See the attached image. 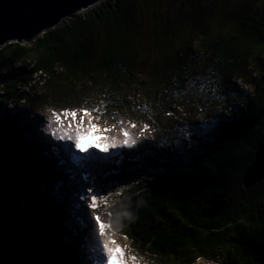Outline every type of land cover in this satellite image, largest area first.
Masks as SVG:
<instances>
[{"label":"trees","instance_id":"16d2710c","mask_svg":"<svg viewBox=\"0 0 264 264\" xmlns=\"http://www.w3.org/2000/svg\"><path fill=\"white\" fill-rule=\"evenodd\" d=\"M156 1L158 11L150 13L149 27L133 16L138 0H103L30 43L0 49V138L12 162L1 178L0 200H10L19 229L28 233L34 264H60L82 246L85 234L72 233L74 246L65 247L63 257L55 256L61 240H48L54 223L62 218L61 226L73 230L68 222L79 218L71 213L81 211L60 201L74 192L66 175L52 173L20 151L11 134L27 127L2 113L9 102L45 108V118L53 121L55 111L67 131L62 111L87 108L88 121L96 127L111 130L125 122L151 139L150 152L139 161L126 160L140 165L136 173L119 164L123 176L133 174L123 179L135 182L126 187L135 188L128 201L119 204L120 192L111 205L102 199L116 191L106 186L120 178L117 170L96 175L94 193L105 206L107 227L118 230L132 247L161 264H194L198 259L264 264V181L249 188L242 182L264 142L263 0H254L262 8L248 10L247 4L232 12L234 7L224 9L221 15L231 23L210 31L203 28L196 7L168 14ZM139 46L149 48L141 51ZM207 108L219 114L208 118L203 115ZM189 109L200 111L196 123L161 127L162 120L177 119ZM43 178L57 187L48 202L37 198L39 191L31 192ZM31 179L30 190L20 187ZM212 195L222 196V208L208 219L203 214ZM257 206L259 214L253 213ZM71 257L61 264H77Z\"/></svg>","mask_w":264,"mask_h":264},{"label":"rangeland","instance_id":"374dc122","mask_svg":"<svg viewBox=\"0 0 264 264\" xmlns=\"http://www.w3.org/2000/svg\"><path fill=\"white\" fill-rule=\"evenodd\" d=\"M250 1L254 5H252ZM160 2L162 4L163 9L168 14L176 12L177 8H179L181 11V10H186V9H191V8L196 7V12L201 18L203 28L207 29L208 31H210L211 29L218 28L219 26L220 28L223 26L226 27L228 24L231 23L232 21L231 19H226L227 21H225V18H223V16L225 15H221L222 11L226 8L234 7L236 5L243 6L247 4L250 6L248 10L254 9L253 7H256L257 5H259L258 7H261L260 2L257 3L254 0H171L170 5H168L169 3L168 0H161ZM261 3L263 6L264 0ZM158 5L159 3L156 0H138V4L133 12V16L138 21L139 24L149 27L153 19L150 13L157 12ZM261 8H256L255 9L256 12H259ZM235 9H236L235 7L233 8V10L230 9L231 10L230 12L235 11ZM247 14L249 15L250 12H248ZM156 17L162 19V16L160 15ZM227 18H230V17L227 16ZM181 30L184 31V30H187V28L183 27ZM139 48L141 49V51H144L149 47L139 46ZM195 51H196V56L200 54L197 51V47L196 49H194L193 53H195ZM33 79L38 82V77L36 75L33 76ZM233 90L237 94L240 93V91L237 89H233ZM1 93L2 92L0 89V96H1ZM9 106H12L14 108L12 107L9 108ZM6 107L7 109L3 110L4 114L9 119H11L13 122L19 123V125L20 124L22 125L25 122L26 123L29 121L31 122L33 119L35 120V119L45 118L44 115L48 111L45 108H42L40 110L32 109L26 103H22L21 101H19L15 105L14 103L9 102L8 104H6ZM1 108L2 107L0 105V109ZM20 112L23 114L22 116L19 115ZM218 114H219L218 110H215L213 108H207L203 115L207 116L208 118H214ZM200 115L201 114L198 109H196V111L189 109V110H186L185 112L179 113L177 119H175L173 115L172 117L162 120V122L160 121L162 123L161 127L164 130H169L170 128H174V125H177L180 127L183 123H186V124L196 123L197 118ZM88 117L89 115L83 116V127L85 131H87L90 127ZM64 119H65V125L66 127H68L69 121L72 120V118L64 117ZM76 119H79V116ZM197 127L199 126L196 125V128ZM22 128L20 129L22 130ZM97 128L99 129V131H97L96 133L93 132L90 135H88L86 139L81 140L86 151H84V153L82 154L81 153L77 154V151H76L77 155L75 154L76 159L74 160L76 163H74L73 161L70 167H68L66 162L64 161L65 162L64 168L67 170L65 171L66 173L68 172L66 182L70 181L74 192L67 194L63 199H60V201H64L67 204H70V205L73 204L77 206L81 212L71 213L73 215L78 216L79 218V220H72V219L71 221L68 220L69 226L74 225L73 230H69L68 228H64L63 226H61L60 222L62 218L56 220V223H54L53 228H52L53 231H51V234L49 235L48 240H50L51 243L53 244L55 243V241H57L58 238L61 240V246L55 250L54 254L57 257H60V256L63 257L62 253L66 252L64 248L68 246L71 248L74 246L76 242L75 238L71 236L73 234L74 236L75 235L81 236L84 233L85 242L82 244V246L79 249H77L76 252H74L73 254L71 253V255L74 258L73 260H75L77 264H81V263L82 264H95L93 263L94 261L93 257H97L100 264H109V261L107 259V253L105 252V249H104L105 245H107L109 249H113L119 246L123 253L124 264H161L160 261L158 262L155 261L151 256L148 255V253L144 252L143 250L141 251L135 247H132L130 245V241L126 237H124L118 230L116 229L111 230L110 228H108L107 227L108 222L104 220V216H105V219L108 218L107 213L106 212L104 213L105 206L102 205L100 201V197L99 198L97 197V199L95 200L92 199L94 189H95V184L97 182L96 178L99 175L103 177L102 175H105L107 171L114 169V170H117L118 176L120 178L113 185L107 184L108 186L106 187L110 188L114 186L116 191L113 193L110 191L107 194H104L102 196V199L107 204L111 205L115 201V196H117L120 192L123 196L119 204H122L128 201L129 196L133 194L132 192L133 190H135V188H126V187L131 184L135 185V182L134 180L132 182H127L123 179V177H128L133 174L127 173L125 176H123L120 173L119 169L116 167L117 164L114 166L107 165V164H104L103 160L108 157L114 159L116 158V156L120 155L122 158L121 164H123L124 167L128 168L133 173H136V170H133L134 167L128 164H125L126 160L131 159L134 156L137 157V155H140V152L144 151V149H146L147 144H151L152 141L149 137L145 138L144 136H141L140 129L130 128L127 126L125 122H121L120 124H117V126L111 130H109L107 127H97ZM70 130H71V133H75V125H73V127ZM22 131L25 133L27 138L30 139V141L39 142L44 147L48 148L47 147L48 145L46 143L47 134L42 133L43 134L42 135L41 133L40 134L34 133L35 135L32 136L30 135L29 131H28L29 134L26 132V130L25 131L22 130ZM101 147H106V150L101 151L100 150ZM90 151L95 152L94 154L97 156L96 159H93L92 156L90 155L91 157L90 161H88V158H86V161H85V162L90 163V165L81 164L79 160L85 159L84 156H86V153H89ZM77 162L79 164H77ZM96 175L98 176L96 177ZM31 181L32 179L28 180V182L24 180L20 187H29V190H30V186L32 184ZM49 181H50L49 178L46 180H44L43 178L42 180L39 181V183L36 184L37 185L36 187H33L31 189V192L32 191L34 192L35 190L39 191V193L37 192L38 194H36V196L38 199H41L42 202L50 201L49 197H51L52 192H55V190L57 189V187L55 186V183L49 182ZM112 181L114 180H111V182ZM116 183L118 185H116ZM227 188H229V185H226L225 189ZM90 189L92 190L91 192L89 191ZM85 198H87V200ZM235 199L240 200L239 197ZM7 201H10V200H7ZM7 201L0 200V204L1 205L5 204L9 208V204ZM90 205H92V207H90ZM77 207L75 208V210H78ZM111 209L115 210L117 208L114 205V208L111 207ZM259 212H260V206H257L254 209L253 213L259 214ZM53 217L57 219L58 215H55ZM94 217H99L101 223L104 225V229H103L104 235L103 236L100 234V231H101L100 227L97 224ZM227 237H229V234H227ZM232 237L233 236H231V238ZM71 255H69V252H68L67 254L68 261H70V258H72ZM113 255H114V259L111 261V264H118L117 260L115 259L116 254L113 253ZM66 258H61L59 261L60 264L63 260H66ZM195 264H212V263L207 260H198Z\"/></svg>","mask_w":264,"mask_h":264},{"label":"water","instance_id":"95a60500","mask_svg":"<svg viewBox=\"0 0 264 264\" xmlns=\"http://www.w3.org/2000/svg\"><path fill=\"white\" fill-rule=\"evenodd\" d=\"M101 1L103 0H0V49L13 42L30 43L39 34ZM18 128V133L11 135L18 142L20 151L43 168L65 176L64 158L60 151L30 141ZM5 147L0 138V184L3 174L12 163ZM262 154L264 142L256 149L250 166L245 169L242 178L244 188L264 181V167L260 163ZM221 199L222 196L212 195L205 203L207 208L203 217L210 219L218 215L222 208ZM31 249L28 234L19 229L9 208L0 204V264H34Z\"/></svg>","mask_w":264,"mask_h":264},{"label":"snow or ice","instance_id":"6c2138e0","mask_svg":"<svg viewBox=\"0 0 264 264\" xmlns=\"http://www.w3.org/2000/svg\"><path fill=\"white\" fill-rule=\"evenodd\" d=\"M62 115L64 117L72 118V120L69 121V125H68L69 129H71L73 125H75V138H74L75 148L79 150L80 152L86 151L85 148L81 147V140L86 139L88 135H90L91 133L99 131V129L94 124H92L91 121L89 122L90 124L89 129L87 131L84 130L83 116L90 115V111L87 108H83V107L79 109H64L62 111ZM78 116H79V119H76ZM52 117L57 126H60L62 124V120L59 118V116L57 115L55 111L52 112ZM65 135H68L69 138L71 139L70 132H66ZM60 138L63 139V137H60ZM100 150L105 151L106 147H101ZM260 163H261V166L264 167V154H262L260 157ZM89 191L91 192L92 190L90 189ZM97 196H99V193H93L92 199L95 200ZM85 199L87 200V198ZM90 207H92V205H90ZM94 219L96 220L97 224L100 227V230H101L100 234L103 236L104 235V231H103L104 225L101 223L99 217H94ZM104 249H105V252L107 253V259L109 261V264H111V261L114 259L113 253L116 254L115 259L117 260L118 264H124L123 253L119 246L113 249H109L108 246L105 245Z\"/></svg>","mask_w":264,"mask_h":264},{"label":"bare ground","instance_id":"6f19581e","mask_svg":"<svg viewBox=\"0 0 264 264\" xmlns=\"http://www.w3.org/2000/svg\"><path fill=\"white\" fill-rule=\"evenodd\" d=\"M44 120H46V123L51 124L50 119L46 118ZM60 137H63V139H61ZM47 139H49V140L51 139L48 134H47ZM53 139H55L57 143H61L59 146L64 149V150L62 149L63 151L61 152V157L64 158L67 166L70 167L71 163L76 159V156H75L76 151L77 152L79 151L75 148V146H74V148H72V146L70 144V141H71V143H74V136L71 134V139H70L69 136L65 135L64 132H62V133L57 132V133H53ZM53 139H51L50 141L54 143ZM47 147L51 148L49 146H47ZM53 149L56 150L54 147H53ZM90 152H89V154L92 156V158L96 159L97 156L94 154L95 152H93V151H90ZM115 162H118V160L116 158H115ZM74 163H75V161H74ZM93 260H94L93 263L100 264L97 257H93Z\"/></svg>","mask_w":264,"mask_h":264},{"label":"clouds","instance_id":"9594fccd","mask_svg":"<svg viewBox=\"0 0 264 264\" xmlns=\"http://www.w3.org/2000/svg\"><path fill=\"white\" fill-rule=\"evenodd\" d=\"M21 102L24 103L23 101H21ZM23 133H24V132H23ZM24 134H25V133H24ZM150 149H151V148H150V144H147L146 149H144V151H141V152H140V155H137V157L135 156L136 158L134 157V158H131V159H137V160L139 161V158H141L143 155H145L146 152H148V151L150 152ZM87 156H88V157H87ZM84 158H85V159H84L85 161H86V158H88V160L90 161V159H91L90 154H89V153H86V156H84ZM120 158H121L120 156H119V157H116V159L118 160L119 163H118V162H115V158L113 159V158H109V157L106 158L107 160L104 159L103 162H104V164H107V165H113V166L117 164L116 167L119 169V164H120L121 161H122V160H120ZM110 159L112 160V162L110 161ZM64 161H65V160H64ZM64 161H63V167H64V163H65ZM75 163H76V162H75ZM77 164H79V163L77 162ZM125 164H127V163H125ZM121 166L124 167L123 164H121ZM139 166H140V165H136V164L133 165V166H132V167H134L133 170L138 169ZM65 170H66V169L64 168V171H65ZM66 171H67V170H66ZM66 171H65V175L67 176L68 172L66 173ZM129 171H131V170H129ZM69 173H70V171H69ZM71 193H72V192H71ZM198 260H205V259H198ZM198 260H197V261H198ZM197 261H196V262H197ZM196 262H195V263H196ZM195 263H194V264H195ZM211 263H212V262H211Z\"/></svg>","mask_w":264,"mask_h":264}]
</instances>
